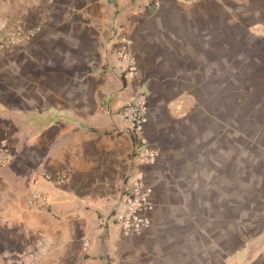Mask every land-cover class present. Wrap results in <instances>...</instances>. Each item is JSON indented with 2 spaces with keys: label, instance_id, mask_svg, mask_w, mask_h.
Wrapping results in <instances>:
<instances>
[{
  "label": "crops",
  "instance_id": "crops-1",
  "mask_svg": "<svg viewBox=\"0 0 264 264\" xmlns=\"http://www.w3.org/2000/svg\"><path fill=\"white\" fill-rule=\"evenodd\" d=\"M146 2L0 0V42L19 26L21 37L0 49V264L40 232L38 264H264V195L238 196L236 140L222 148L220 122L190 99L221 88L223 42H264V0ZM121 37L137 59L132 80L115 54ZM139 90L159 156L138 166L116 113ZM137 168L154 207L149 228L126 236L105 220ZM58 171L61 185L40 178ZM35 188L46 207L27 205Z\"/></svg>",
  "mask_w": 264,
  "mask_h": 264
},
{
  "label": "rangeland",
  "instance_id": "rangeland-1",
  "mask_svg": "<svg viewBox=\"0 0 264 264\" xmlns=\"http://www.w3.org/2000/svg\"><path fill=\"white\" fill-rule=\"evenodd\" d=\"M221 76V88L190 92V99H201L199 110L220 122L222 148L236 140L238 196L264 195V42L243 34L223 42ZM228 157L223 149V164Z\"/></svg>",
  "mask_w": 264,
  "mask_h": 264
},
{
  "label": "built area",
  "instance_id": "built-area-1",
  "mask_svg": "<svg viewBox=\"0 0 264 264\" xmlns=\"http://www.w3.org/2000/svg\"><path fill=\"white\" fill-rule=\"evenodd\" d=\"M162 0H147L146 6H158ZM260 33L264 34V17L260 22ZM20 26L4 42H0V49L5 43L14 44L20 40ZM34 31L26 34L29 38ZM117 59L121 62V76L126 80H132L138 72L137 59L128 49V40L121 37L119 45L115 50ZM148 98L144 91H136L131 98L126 100L118 109L117 117L127 124L130 134L134 137L132 157L139 165L153 164L159 156V149L152 145L145 135V124L147 121ZM5 142H0V150H5ZM5 154V153H3ZM9 158L0 156V167L6 165ZM41 179L55 185H61L68 179V174L58 171L53 174L44 173ZM38 178L33 180L37 183ZM152 187L144 180L143 172L135 169L126 175L125 185L121 191L119 200L116 202L112 213L106 218L111 224L117 226L123 235L140 236L150 226V212L154 204L151 198ZM48 204L47 194L40 189H32L29 193L27 205L33 208H44ZM88 245V240L82 242ZM49 247L47 236L40 232L34 243L25 251L13 255L12 264H38Z\"/></svg>",
  "mask_w": 264,
  "mask_h": 264
}]
</instances>
